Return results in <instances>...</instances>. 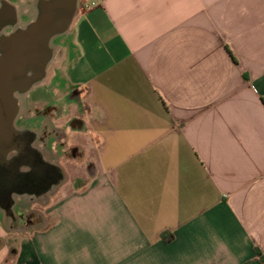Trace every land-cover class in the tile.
Segmentation results:
<instances>
[{"label": "crops", "instance_id": "obj_1", "mask_svg": "<svg viewBox=\"0 0 264 264\" xmlns=\"http://www.w3.org/2000/svg\"><path fill=\"white\" fill-rule=\"evenodd\" d=\"M78 11L60 67L88 164L15 264H264V0Z\"/></svg>", "mask_w": 264, "mask_h": 264}, {"label": "water", "instance_id": "obj_2", "mask_svg": "<svg viewBox=\"0 0 264 264\" xmlns=\"http://www.w3.org/2000/svg\"><path fill=\"white\" fill-rule=\"evenodd\" d=\"M79 1L0 0V164L8 162L18 151L15 139L23 132L17 126L20 103L46 85L47 70L56 58H60L57 68L63 62L65 52L59 41L72 33L79 15ZM35 101L33 104L38 105ZM28 132L35 137L32 130ZM34 143L35 138L32 146L57 171L59 180L41 197L31 195L25 201L28 203L45 199L65 181L61 168L43 156ZM19 201H13L12 213ZM10 217L13 223L14 216ZM2 219L8 218L0 214ZM5 224V231L17 232L7 229Z\"/></svg>", "mask_w": 264, "mask_h": 264}, {"label": "rangeland", "instance_id": "obj_3", "mask_svg": "<svg viewBox=\"0 0 264 264\" xmlns=\"http://www.w3.org/2000/svg\"><path fill=\"white\" fill-rule=\"evenodd\" d=\"M59 63L60 58H56L49 66L44 81L46 85L35 94L30 93V98L20 103L17 126L23 132L29 130L34 132V146L43 156L61 168L65 181L45 199L31 203L19 201L21 208L24 207L26 212L38 213L43 221L27 233L0 232V264H15L14 250L26 237L46 225L55 202L61 198L60 192H68L75 178L78 175H85L88 163L83 155L84 131L75 127V123L79 121L77 107L80 97L77 91L67 85L61 67L57 68ZM34 99L38 105L33 104Z\"/></svg>", "mask_w": 264, "mask_h": 264}, {"label": "flooded vegetation", "instance_id": "obj_4", "mask_svg": "<svg viewBox=\"0 0 264 264\" xmlns=\"http://www.w3.org/2000/svg\"><path fill=\"white\" fill-rule=\"evenodd\" d=\"M82 126L80 120L75 123L77 128ZM15 140L18 151L10 156L8 162L0 164V214L8 218L7 221H0V232H6V223L9 230L27 233L43 221L42 217L38 213L26 212L20 205L12 213L13 201L19 199L25 202L31 195L41 197L53 184L58 183L59 177L53 166L47 164L32 146L34 138L29 132L18 134ZM11 215L15 219L13 223L9 221Z\"/></svg>", "mask_w": 264, "mask_h": 264}, {"label": "trees", "instance_id": "obj_5", "mask_svg": "<svg viewBox=\"0 0 264 264\" xmlns=\"http://www.w3.org/2000/svg\"><path fill=\"white\" fill-rule=\"evenodd\" d=\"M163 239L166 243H169L173 239V236H169L168 238L163 237Z\"/></svg>", "mask_w": 264, "mask_h": 264}]
</instances>
